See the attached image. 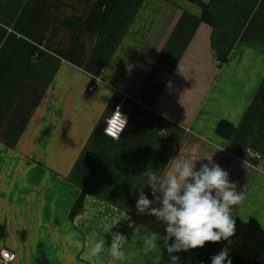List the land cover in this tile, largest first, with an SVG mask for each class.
<instances>
[{"label": "crops", "instance_id": "obj_1", "mask_svg": "<svg viewBox=\"0 0 264 264\" xmlns=\"http://www.w3.org/2000/svg\"><path fill=\"white\" fill-rule=\"evenodd\" d=\"M95 2L0 0V250L15 264H124L109 256L120 233L128 264H170L166 224L136 210L140 192L162 207L146 173L211 160L244 194L214 255L264 264V0H121L91 39ZM120 104L129 124L113 140ZM93 231L105 251L89 258ZM198 248L172 255L201 264Z\"/></svg>", "mask_w": 264, "mask_h": 264}, {"label": "clouds", "instance_id": "obj_2", "mask_svg": "<svg viewBox=\"0 0 264 264\" xmlns=\"http://www.w3.org/2000/svg\"><path fill=\"white\" fill-rule=\"evenodd\" d=\"M104 94L111 95L108 91ZM105 123L107 126L103 130L104 135L117 140L127 126L128 118L117 105ZM209 164H212L211 160L207 164H202L197 171L194 163L186 160L175 166L166 181L158 178L155 173H146L152 189L151 194L162 207H151L153 200H150L144 192H140L136 201V210L138 214L154 215L166 224L167 235L163 238V247L169 254L170 264L179 262V256L172 255L173 253L204 247L206 242L228 241L235 234L236 221L233 219L232 206L240 205L244 194L235 190L226 170L219 164H212L211 167ZM157 192L162 193V196L157 195ZM88 214L89 210L85 206L84 215ZM92 214L94 215V211ZM115 224L116 222L104 221L101 227L105 232L111 233ZM129 226L131 227V223ZM111 234L109 256L114 261L128 264L129 254L122 248L123 235ZM97 235L98 233L93 231L87 236L90 241L87 252L89 258L105 251L106 242L104 239H95ZM157 239L156 233L145 238L146 252L158 250ZM210 259L211 264H232L227 246Z\"/></svg>", "mask_w": 264, "mask_h": 264}, {"label": "trees", "instance_id": "obj_3", "mask_svg": "<svg viewBox=\"0 0 264 264\" xmlns=\"http://www.w3.org/2000/svg\"><path fill=\"white\" fill-rule=\"evenodd\" d=\"M121 0H96L93 11L91 12L89 18L85 22L84 28L86 32L89 34L90 38H97L99 35L102 34V32L105 30L106 25L112 16V14L115 12L117 7L119 6ZM205 11V15H210L208 12V8ZM230 126H225L223 123L219 129L218 132L221 135H224L226 137H230L232 134V129H229ZM81 204V201L79 202V207ZM77 209V208H76ZM219 246V242H206L204 247H199L196 251L197 256L199 258V261L201 264H211V259L217 248ZM232 264H260L256 261L250 262L247 260H244L239 257H233L231 258Z\"/></svg>", "mask_w": 264, "mask_h": 264}, {"label": "built area", "instance_id": "obj_4", "mask_svg": "<svg viewBox=\"0 0 264 264\" xmlns=\"http://www.w3.org/2000/svg\"><path fill=\"white\" fill-rule=\"evenodd\" d=\"M40 55H41V52L37 50L36 53L34 54V57L35 58H39ZM94 90H95L94 87L90 88L91 92H93ZM119 106L121 107L122 113L126 114V116L128 118V123H127V126H128V124H129V116L125 112V110L123 109V106L121 104ZM116 107H115V109H116ZM115 109H114V111H115ZM127 126L125 127L124 131L121 133L119 139L123 136ZM109 138H111V137H109ZM119 139H117V140H119ZM254 156H256V158L259 159V160H261L263 158L262 154H259V153L254 154ZM6 253L8 254L7 256L5 255ZM16 261H17V254L15 252H13L12 250H9V249L0 250V264H15Z\"/></svg>", "mask_w": 264, "mask_h": 264}, {"label": "rangeland", "instance_id": "obj_5", "mask_svg": "<svg viewBox=\"0 0 264 264\" xmlns=\"http://www.w3.org/2000/svg\"><path fill=\"white\" fill-rule=\"evenodd\" d=\"M7 181H8V183H9V179H8V178H7V179H4L5 188H6V187H10L9 184L7 185ZM5 192H6V189H5ZM4 197H5V198H11V194L9 195V194L6 193V194L4 195ZM5 214H6V213H5ZM7 233H9V232L7 231ZM7 233H3V234L0 236V238H5V236L7 235ZM7 249L11 250V248H7Z\"/></svg>", "mask_w": 264, "mask_h": 264}]
</instances>
